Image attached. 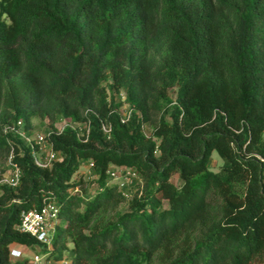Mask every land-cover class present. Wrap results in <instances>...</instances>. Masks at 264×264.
Returning a JSON list of instances; mask_svg holds the SVG:
<instances>
[{
    "label": "trees",
    "instance_id": "obj_1",
    "mask_svg": "<svg viewBox=\"0 0 264 264\" xmlns=\"http://www.w3.org/2000/svg\"><path fill=\"white\" fill-rule=\"evenodd\" d=\"M0 10V163L12 152L22 171L0 192V264H31L11 260L10 245L42 246L18 224L46 201L59 208L48 256L68 264H264V0H1ZM35 118L55 131L63 160L52 168L9 129L31 134ZM63 120L88 123L87 141L59 132ZM81 161L98 175L91 199L74 179ZM111 165L134 168L142 189L129 198L108 185Z\"/></svg>",
    "mask_w": 264,
    "mask_h": 264
},
{
    "label": "built area",
    "instance_id": "obj_2",
    "mask_svg": "<svg viewBox=\"0 0 264 264\" xmlns=\"http://www.w3.org/2000/svg\"><path fill=\"white\" fill-rule=\"evenodd\" d=\"M122 99L124 101L125 98L122 96ZM130 112L131 108L127 103H124L120 107L122 122L128 121ZM18 126L19 128L17 129L13 126H10L9 129L16 131L30 145L31 157L36 165L42 168H52L56 162L63 160L61 152L54 148L53 142L50 139L51 133L55 132L53 129L43 133L27 134L21 122H18ZM66 127L75 130L82 141H87L90 132L88 123H74L63 120L60 125H57V130L62 132ZM102 129L106 134H109L111 130L110 126L105 124L102 126ZM13 157V153L11 152L5 163H0V192L4 186L16 189L22 183L21 168L14 162ZM91 166L93 167L92 162ZM108 174L113 179H120L119 183H117L119 188L124 187L130 179L140 178L139 173L134 168L126 166L114 165L113 168L109 167ZM58 213V205L54 201H46L40 209L22 212L18 230L35 237L44 247L51 248L56 226L59 222ZM22 246L16 243L10 245L11 260L22 259L24 255ZM32 261L33 264H38L39 262L38 259H32Z\"/></svg>",
    "mask_w": 264,
    "mask_h": 264
},
{
    "label": "rangeland",
    "instance_id": "obj_3",
    "mask_svg": "<svg viewBox=\"0 0 264 264\" xmlns=\"http://www.w3.org/2000/svg\"><path fill=\"white\" fill-rule=\"evenodd\" d=\"M1 1V0H0ZM1 12V10H0ZM175 91L174 89L172 91V96L175 98ZM121 97V101H122ZM62 121L58 124L60 125ZM34 128L32 131V134L39 133V132H47L51 129L49 126V123L47 121L40 120L38 118H35L33 120ZM145 133L149 136L152 133V130L149 127H145ZM222 164V160L219 157V155L214 152L211 157L210 166L211 169L214 171H218L220 168V165ZM114 165H111L110 168H113ZM74 179L76 181L83 179L84 181V189L86 190L84 195L88 198H93V196L96 194L97 190H99L98 186V175L94 171V167L91 166V161H81L79 170L74 175ZM120 179H113L109 175V183L108 185H113L119 183ZM172 181L176 183L177 185H181L182 181L179 178L178 174H174ZM143 187V181L140 177L139 179H130L126 182L124 187H120V191L124 193L127 197H132L137 192H139ZM81 190L82 188L79 187ZM69 246L71 244L69 243ZM52 248V247H51ZM51 248L44 247V245L40 246H22V250L24 252V255L22 257L23 259H28L31 264H33L32 259H38V264H68L65 260H56L53 258H49L48 253L51 250Z\"/></svg>",
    "mask_w": 264,
    "mask_h": 264
}]
</instances>
